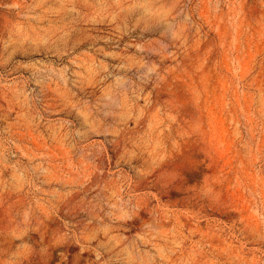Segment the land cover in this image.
Instances as JSON below:
<instances>
[{"label":"rangeland","instance_id":"1","mask_svg":"<svg viewBox=\"0 0 264 264\" xmlns=\"http://www.w3.org/2000/svg\"><path fill=\"white\" fill-rule=\"evenodd\" d=\"M0 264H264V0H0Z\"/></svg>","mask_w":264,"mask_h":264}]
</instances>
